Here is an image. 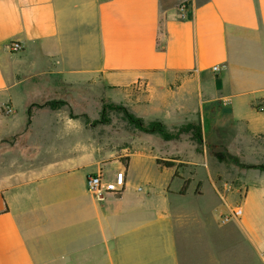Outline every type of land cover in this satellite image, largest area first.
<instances>
[{
    "label": "crops",
    "instance_id": "obj_1",
    "mask_svg": "<svg viewBox=\"0 0 264 264\" xmlns=\"http://www.w3.org/2000/svg\"><path fill=\"white\" fill-rule=\"evenodd\" d=\"M96 89L145 120L200 121L210 150L229 146L219 120L263 135L264 0H0V264H264V182L221 201L207 165L186 161L187 178L157 165L175 160L155 138L103 154L84 121ZM148 161L169 171L161 192L133 173ZM108 166L124 170L121 191H88ZM207 192L213 227L170 202Z\"/></svg>",
    "mask_w": 264,
    "mask_h": 264
},
{
    "label": "rangeland",
    "instance_id": "obj_2",
    "mask_svg": "<svg viewBox=\"0 0 264 264\" xmlns=\"http://www.w3.org/2000/svg\"><path fill=\"white\" fill-rule=\"evenodd\" d=\"M95 94V107L93 99L88 104V112L90 113V117L87 118L85 116L84 121L87 124H90V126L93 128L97 149L103 154L108 155L112 153L111 157L115 158L116 156H121V159L124 160L130 153H132V150L137 148L139 144L150 143L149 139L155 138L157 141H159V146L155 144L153 149L159 154L161 158L164 155H169L175 160L176 173L178 176L181 174L184 178H187L189 172L195 171L194 165L186 163L188 160H194L197 164L201 162L203 167L207 165L212 175H214V182L217 185L215 191L220 197L221 201H224L227 193L235 190L241 196L243 193V188L246 186L244 183L247 184L248 181L250 182L253 180V177L260 183L264 182V134L259 136H241L235 138V135H231L232 130L227 128L224 120H219L218 127L215 129V133L219 139L221 134L226 136V141L228 142L229 146H223L222 148L231 156L229 161L219 162L212 156L210 152L212 149L210 150L208 148V146L215 142V136L213 134L210 135V132L204 133V126L202 127L200 121L197 122H200L202 127L204 144L201 147H198L196 144H194L189 139L188 135H182L177 140H171L167 142L165 141L162 143L163 140L160 137L156 135L143 134L127 125V123L123 120L122 111L116 108H120V106L126 107V103L110 101L105 98V96H103L100 90L97 89L95 90ZM107 96L108 94L106 93V97ZM116 97L120 101L126 100L124 91L116 92ZM103 104L112 105V107L107 108V110L102 115L101 112ZM127 109L130 112L133 110L139 114L144 113L142 108L131 107L130 110V107H128ZM149 116L154 117L152 114ZM149 120L144 119L145 122ZM160 121H162L169 129L185 122L184 121L182 123L175 124L177 121L172 119ZM116 169L117 167H106V171L102 174L103 179L111 182L113 171ZM140 170L142 172L145 171V174L153 179L154 184L160 192L161 189H163V187H165L169 182V171H156L154 166H152L149 161L147 162V165L140 163L133 165V173L135 175H139ZM199 175L201 176V179L204 180V172H201ZM179 186L180 183L178 180L171 182L172 188L177 189ZM193 199L189 198L180 202L173 198L170 200V202L172 205L175 203L173 208H175L177 211L176 214L178 216H186V219H189V217H192L193 219H201L202 223H205L204 225L207 227H213L212 220L215 217V213L213 214L212 212V198L208 196V192L205 198ZM231 216L232 213L225 214L223 215L222 219L228 217L230 220ZM216 236L218 235L216 234L215 238ZM180 251L182 252L181 248ZM208 253L207 256L210 258L212 253L210 251Z\"/></svg>",
    "mask_w": 264,
    "mask_h": 264
},
{
    "label": "trees",
    "instance_id": "obj_3",
    "mask_svg": "<svg viewBox=\"0 0 264 264\" xmlns=\"http://www.w3.org/2000/svg\"><path fill=\"white\" fill-rule=\"evenodd\" d=\"M61 103H50L51 108H56L60 106ZM112 105L103 104L102 105V115L107 110V108H111ZM122 111L123 120L127 123L128 126L136 129L137 131L143 134L156 135L160 137L163 141H171L177 140L182 135H188L189 139L196 144L198 147H201L203 144V135H202V127L200 122H192L187 121L178 126H173L169 129L162 121L158 119L149 120L147 122L144 121L143 118L135 116L132 112H130L126 107H116ZM211 154L214 158H216L219 162H227L230 160L231 156L225 151H216L212 149ZM157 165L161 168H173L175 167L174 162L163 161L161 159H156ZM190 183V179H186L182 183L181 193H184L187 189L188 184Z\"/></svg>",
    "mask_w": 264,
    "mask_h": 264
},
{
    "label": "built area",
    "instance_id": "obj_4",
    "mask_svg": "<svg viewBox=\"0 0 264 264\" xmlns=\"http://www.w3.org/2000/svg\"><path fill=\"white\" fill-rule=\"evenodd\" d=\"M9 48L11 49L12 52H17L20 49V46L18 44H10ZM213 71H217L218 68L217 66H214L212 68ZM139 87L142 88L143 85L139 83ZM7 112H10L11 109L7 108L6 109ZM112 184L110 185L109 189H105L104 184L102 182V175L100 172L96 173V174H92L87 176L86 178V187L88 189V191H91L93 193L99 194L101 193L103 190H113V191H121V189L124 187L125 185V172L124 170H120V171H115L113 173L112 176ZM229 221L228 217H225L224 219H222V223H226Z\"/></svg>",
    "mask_w": 264,
    "mask_h": 264
}]
</instances>
